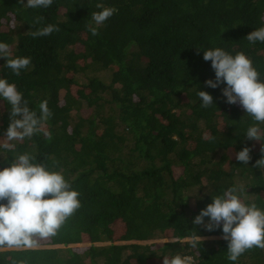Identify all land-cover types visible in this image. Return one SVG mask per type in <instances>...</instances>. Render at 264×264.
<instances>
[{
	"label": "trees",
	"instance_id": "obj_1",
	"mask_svg": "<svg viewBox=\"0 0 264 264\" xmlns=\"http://www.w3.org/2000/svg\"><path fill=\"white\" fill-rule=\"evenodd\" d=\"M97 3L118 12L93 36L87 25L102 10ZM37 16L44 17L39 24ZM48 24L60 31L30 35ZM260 27L264 0H53L37 9L0 0V42L13 58L32 60L17 76L0 58V79L14 83L37 115L44 100L53 113L44 124L52 139L40 133L11 142L14 151L0 147V170L30 153L61 172L81 201L35 247H0V264H163L175 255L195 264H264L259 248L229 261L222 224L213 231L193 224L233 186L264 209V169L255 165L264 142L247 138L255 122L239 103L226 102L225 84L207 86L215 72L203 59L217 47L242 52L264 82V43L246 38ZM199 90L214 104L202 107ZM10 107L0 98V144ZM246 146L251 160L242 164L236 153Z\"/></svg>",
	"mask_w": 264,
	"mask_h": 264
},
{
	"label": "clouds",
	"instance_id": "obj_2",
	"mask_svg": "<svg viewBox=\"0 0 264 264\" xmlns=\"http://www.w3.org/2000/svg\"><path fill=\"white\" fill-rule=\"evenodd\" d=\"M20 3L26 8L37 9L50 7L53 0H27L26 4L20 0ZM96 7L102 10L92 13L94 26L87 25L93 36H98L99 26L118 12L116 7H105L103 3H97ZM43 19V16H37L33 23L39 24ZM58 31L57 25L48 24L30 35L37 38ZM246 38L250 43H264V27L251 31ZM0 58L6 59V66L17 76L32 63L28 56L13 58L10 46L5 42H0ZM203 59L211 61L215 72L214 80L205 81L207 86L216 88L225 84L222 94L226 102L239 103L255 122L247 128V138L264 142V133L260 128L264 124V82L259 79L260 74L251 59L242 52L232 55L220 47L204 50ZM197 95L202 107L214 104L209 92L199 90ZM0 98L11 106L10 123L4 133L6 139L0 147L14 151L15 144L11 142L30 139L40 133L49 141L52 139L51 132L44 127L53 114L47 100L41 101L37 115L36 111L30 110L16 85L6 79H0ZM205 138L208 139L207 136ZM250 153L251 149L246 146L236 153V159L248 164ZM261 153L264 154V143ZM34 160L32 154L22 153L10 166L0 170V201H7L0 203V247L33 248L38 243L36 237L54 236L66 219L81 207L80 193L71 188L64 175L50 171L43 164L34 163ZM255 165L264 169V155L256 160ZM244 191L242 186L229 187L222 195L213 197L212 202L201 209L193 220L194 225H203L208 231L216 230L222 224V238L228 242L227 259L232 262L238 261L248 250H264V209L255 203H245L238 195ZM205 217L209 218L207 222ZM189 243L196 248L200 239L193 237ZM163 264H195V261L190 255H175L171 259L164 257Z\"/></svg>",
	"mask_w": 264,
	"mask_h": 264
},
{
	"label": "rangeland",
	"instance_id": "obj_3",
	"mask_svg": "<svg viewBox=\"0 0 264 264\" xmlns=\"http://www.w3.org/2000/svg\"><path fill=\"white\" fill-rule=\"evenodd\" d=\"M86 245L85 244H82V245H77L75 247H85Z\"/></svg>",
	"mask_w": 264,
	"mask_h": 264
}]
</instances>
